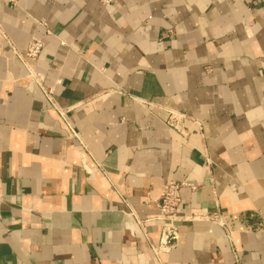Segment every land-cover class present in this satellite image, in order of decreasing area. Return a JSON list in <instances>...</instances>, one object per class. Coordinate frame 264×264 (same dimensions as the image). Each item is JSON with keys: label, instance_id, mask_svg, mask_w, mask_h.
I'll use <instances>...</instances> for the list:
<instances>
[{"label": "crops", "instance_id": "1", "mask_svg": "<svg viewBox=\"0 0 264 264\" xmlns=\"http://www.w3.org/2000/svg\"><path fill=\"white\" fill-rule=\"evenodd\" d=\"M0 264H264V0H0Z\"/></svg>", "mask_w": 264, "mask_h": 264}, {"label": "built area", "instance_id": "2", "mask_svg": "<svg viewBox=\"0 0 264 264\" xmlns=\"http://www.w3.org/2000/svg\"><path fill=\"white\" fill-rule=\"evenodd\" d=\"M9 5L15 6L18 3V0H1ZM103 5H110L113 0H98ZM244 1V0H241ZM43 48V43L37 39L32 38L27 47L26 57L30 59H37L41 50ZM29 82L37 84L46 97H49L52 94V89L44 87L38 78L37 74L31 70L27 74ZM146 105V103H143ZM186 115L178 111H170L167 120L164 122L165 127L169 130L177 133L181 136H186L187 131L184 127V120ZM188 186L191 189L195 188L191 184L171 180L167 182L159 192L156 206L158 209L157 220L161 223L160 229V239L159 245L156 248H153V252L158 254L159 252L169 251L171 248L176 246L179 241V228L185 222L189 221H199L205 220L211 223H214L222 227L226 233L228 229L224 226L221 217L217 213L205 214V213H193L191 215H180L178 213V207L180 205L181 197L180 190L182 187Z\"/></svg>", "mask_w": 264, "mask_h": 264}]
</instances>
